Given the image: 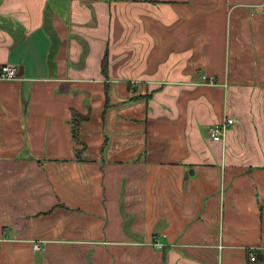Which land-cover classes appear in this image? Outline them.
<instances>
[{
    "label": "crops",
    "instance_id": "0c3cea01",
    "mask_svg": "<svg viewBox=\"0 0 264 264\" xmlns=\"http://www.w3.org/2000/svg\"><path fill=\"white\" fill-rule=\"evenodd\" d=\"M6 63L0 264H264V0H0Z\"/></svg>",
    "mask_w": 264,
    "mask_h": 264
},
{
    "label": "built area",
    "instance_id": "2783aa9c",
    "mask_svg": "<svg viewBox=\"0 0 264 264\" xmlns=\"http://www.w3.org/2000/svg\"><path fill=\"white\" fill-rule=\"evenodd\" d=\"M18 76L17 68L12 64H1L0 65V79H15ZM202 80L206 84L214 85L215 79L213 76L202 75ZM234 124V119L231 117H225L219 122L210 125L207 129V135L210 140L222 141L226 135V131L230 125ZM156 246L160 247L162 244L156 242ZM39 244H33V249H39ZM250 260H255V255L250 253Z\"/></svg>",
    "mask_w": 264,
    "mask_h": 264
},
{
    "label": "trees",
    "instance_id": "16d2710c",
    "mask_svg": "<svg viewBox=\"0 0 264 264\" xmlns=\"http://www.w3.org/2000/svg\"><path fill=\"white\" fill-rule=\"evenodd\" d=\"M104 64H105V62H104ZM103 68L105 70V65H103ZM88 118H89L88 115H81L77 112H72V120H71L72 121V128H73V126H75V124L77 125L81 121L87 120ZM72 132L74 133L73 138L75 140L77 137H76V134L74 132V129H72Z\"/></svg>",
    "mask_w": 264,
    "mask_h": 264
}]
</instances>
